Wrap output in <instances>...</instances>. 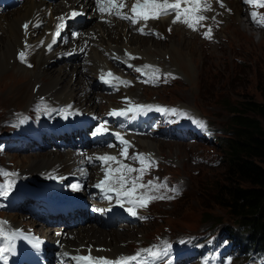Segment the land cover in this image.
<instances>
[{"label":"rangeland","instance_id":"obj_1","mask_svg":"<svg viewBox=\"0 0 264 264\" xmlns=\"http://www.w3.org/2000/svg\"><path fill=\"white\" fill-rule=\"evenodd\" d=\"M228 5L230 9L224 13V24L218 32L220 39L218 43L204 42L200 38L192 36L193 34L184 32L178 27L179 25H169L170 23L168 24L167 21L152 23L153 27L164 26L163 36L159 40L139 36L133 38L130 44L136 47L141 46L140 51L136 49L134 54L142 55L144 61L152 64H163L180 77L172 85L158 89L134 87L129 90L130 94L135 96L134 99L151 100L191 109L197 115L208 119L214 128L222 131V134L228 129L226 127L228 116L217 101L218 96L225 97V102L229 105L237 104L239 100H242L241 98L261 103L262 91H264V33L253 32L248 28L245 13L239 7L238 1H229ZM231 5L236 6L239 12L236 13ZM239 25L244 26L245 29ZM108 27L112 28L113 26ZM120 40L126 42L127 39L120 37ZM37 54L38 51L35 52L33 59L31 58V62L34 64L33 69L25 68L24 70L14 60H9V63H13H10V67L7 65L1 72L0 128L2 121L13 111L28 109L29 104L26 105L28 98L35 100L34 86L42 83L48 85L49 83H46V81L49 82L48 76L56 74V69L63 68L67 64L65 71H68L70 76L71 63L59 62L51 67H46L42 59L37 64ZM230 63L240 65V70L245 72L236 77L240 80L229 78ZM45 69L48 71L46 72ZM31 77L34 79L31 80ZM91 78L93 77L91 76ZM75 79L76 76L73 75L72 81L74 82ZM95 94L96 91L92 89L90 92L91 102L95 101L99 104L100 110L103 112L107 108L105 103L108 98L97 100L94 98ZM113 107L117 106L113 105ZM22 108H26V110ZM261 124L264 129V124L262 122ZM222 138L223 135H221ZM141 141L144 142L143 148L139 146L140 139L136 143L137 146L144 151H153L159 155L163 162L161 172L182 182L185 190L175 202L154 203L148 210L153 216L152 221L132 229L122 231L117 228L113 229L120 233L123 232L120 238L109 234L113 230L102 229V233H105L104 236L97 234L88 239L92 241L93 245L103 244L104 247L110 249L114 244L122 242L120 246L124 248L125 253L123 254L127 255L140 242L142 245H146L162 235L194 234L200 228L220 233L224 229L235 228L225 211L216 204V197L222 193V187L227 180V173L223 167L225 159H223L224 146L222 142L204 147L202 144L190 142L160 143L156 139L148 138L141 139ZM44 155L48 154L34 156V159V157H30L32 155L7 154L4 161L7 164H14L21 170L31 161L34 163L42 161L40 156ZM55 155L57 153H50L51 157ZM36 157L40 159L38 160ZM206 160H208L207 163ZM213 161L216 162L212 164ZM31 167L30 169H34ZM261 167L264 169V166ZM38 172L39 170L29 174L34 175ZM0 215L7 216L8 214L1 212ZM27 217L25 216L23 220L25 219L27 225L31 226L34 222ZM205 221L209 222L204 223ZM239 232L245 233L241 229ZM42 234L49 237L52 235L51 232L45 235L44 230ZM74 240L75 246H85L81 245L82 243L77 237ZM130 241L133 243L131 244Z\"/></svg>","mask_w":264,"mask_h":264},{"label":"bare ground","instance_id":"obj_2","mask_svg":"<svg viewBox=\"0 0 264 264\" xmlns=\"http://www.w3.org/2000/svg\"><path fill=\"white\" fill-rule=\"evenodd\" d=\"M75 3L84 6L90 5V2L85 0H52V2H46L45 0H25L19 8L11 12L1 14L0 15V31H1L0 74L2 71L5 70L7 65L8 67L11 66L10 65L11 62L9 63V60H14V55L16 50L18 48H21L22 34L20 30V25L23 22H27L30 19L33 21L35 17L38 16L42 21H44L45 24L43 28L37 31H31L28 34V42L33 43L43 37H45L46 40H48L49 36L45 35V31L55 27L56 23L58 22V20L55 19V17L64 13L68 8L73 7ZM233 8L236 13L239 12L236 6ZM164 21L165 19H162L156 21L155 23H161ZM155 28L158 30H162L163 26H157ZM241 28L245 29L244 26ZM83 32L86 36L81 39V42L86 41L88 43V46L90 47L89 57L86 60V63H90V66L82 65L81 63H74L72 68L71 69L69 68L70 76L67 73L68 71L67 72L65 71V67L67 66V64L63 68L60 67L58 68V70L56 69L57 71L56 74H52L48 76L49 82L46 81V83H49L48 85H45L43 83L40 84L37 91L35 92V100L38 96L44 95L46 96L47 99H50L55 102L58 101V104H65L69 101H74L75 106L84 109V111L86 112L99 113L101 106L99 104H96L94 101L91 102L92 100L88 97L86 93V88L91 86L89 84L92 80V78H89L90 75L94 76L95 73L97 72V69L99 68L104 70L110 66V63L105 59V57H103L104 54L111 56L113 52L122 53L121 49L123 47L129 49L133 53L136 49L140 51L141 48L140 45L136 47L130 44V41L138 36L134 35L132 31L127 28L126 25L116 23L114 27L108 28L106 24L97 22L95 20V15H92L91 20L88 22V27L83 29ZM120 37L121 38L125 37L127 39L126 42L120 40ZM36 56L38 57L37 64L38 61L42 59V62L47 64V66L51 64L50 61L52 58H54V55H44L43 52L41 51H39ZM22 69L25 70L24 67H22ZM73 75L76 76L74 82L72 81ZM33 79L34 77H31V80ZM35 100L34 99L31 100L29 97L26 105L32 104ZM107 104L108 106L113 107L111 102H108ZM22 109L26 110V108H22ZM143 143L144 142L141 141L140 139L139 146L142 148H143ZM45 154L48 155L40 156V158H42V161H37V162L35 161L36 163L32 161L29 163L27 162L28 165L24 166L23 167L24 169L21 168L20 173L29 174L38 170L43 171V173H46L47 171L56 169L57 163L61 160L68 161L70 163L74 160V157L68 153L66 154L57 153V155L52 157L50 156V153H45ZM30 157H34V156H30ZM36 158L38 160L40 159L39 157ZM34 165L36 166L31 167ZM30 167L34 169H30ZM8 219L10 220L13 226L17 227L20 225V222L15 220L13 216L9 215ZM24 223L27 224V222ZM31 226L34 227L36 231L43 232V229L40 226L36 225L35 223H33ZM52 229L53 228H49L48 231L46 232V235H48V233ZM102 232L103 230L95 225L82 226L77 228L76 231H74L73 229L69 231V233L74 236V239L77 237L80 243H82L81 245H85V246H88L89 243L90 244L92 243V241L88 239L93 235L98 234L100 236H104L105 233ZM109 234L115 236L116 238H120L123 232L120 233L118 231L113 230V232ZM47 239L52 240L53 237L51 236ZM74 239L72 241L63 240L62 242L65 244V247L67 248L68 246H75ZM120 243L114 244L112 247L110 246L111 247L110 251L107 252L106 254L111 257H117L118 255L125 253L124 248L120 246ZM96 245L104 246L103 244H96ZM75 247H80V246H75Z\"/></svg>","mask_w":264,"mask_h":264},{"label":"trees","instance_id":"obj_3","mask_svg":"<svg viewBox=\"0 0 264 264\" xmlns=\"http://www.w3.org/2000/svg\"><path fill=\"white\" fill-rule=\"evenodd\" d=\"M229 78L240 80V65L229 64ZM236 80V81H237ZM218 96L217 101L227 112V135L223 138L224 169L227 180L222 193L216 197L217 206L239 229L247 244L264 249V91L262 102L257 103L244 98L235 105L225 102ZM205 221L204 223H208ZM233 234L232 229L224 230Z\"/></svg>","mask_w":264,"mask_h":264},{"label":"snow or ice","instance_id":"obj_4","mask_svg":"<svg viewBox=\"0 0 264 264\" xmlns=\"http://www.w3.org/2000/svg\"><path fill=\"white\" fill-rule=\"evenodd\" d=\"M117 3V0H96V4L97 7L99 9L100 12H104L106 9L104 7H102L101 5L107 4V5H115ZM181 3H185V4H198L200 3V0H174V3H172L170 5V0H134V3L131 6V13L132 15H127V14H122L119 11H117L115 13V15L120 18V19H125V20H129L132 24H136L139 20H144L145 22H147L149 19H159L162 16H169V15H173V13H175V15L173 16V19L171 20V23H177V22H183L186 23L188 25V27L193 28V30H195L194 27V23L190 22L188 19L189 13L192 11V9L190 8H185L183 10L180 9V5ZM244 3L246 4H250V5H256V6H261L264 7V0H244ZM123 6V5H122ZM221 7H223L222 4V0H221ZM181 11H183L184 14V19H181ZM109 13H111V10L109 9ZM78 15H82V13H78L73 11L70 16L72 18L78 16ZM250 16L252 17L253 23L257 24V26H264V17H261L259 20H257V13L253 12L250 13ZM206 19V17L204 16H194L192 17V20L195 22L201 21ZM58 20H60L61 22H63L65 20V17H59ZM66 26V25H65ZM25 29H27L28 25L25 24L23 26ZM62 31V24H57L56 26V32L54 33L53 37H52V43L48 45V49L51 50L52 48V44H55L57 42V39L60 38V34ZM139 31L141 32V34H145L143 32V29H139ZM169 31H171V28H169ZM211 33V28H209V30L207 32L204 33L205 38H211L210 36ZM21 59L23 61V57H24V53L21 52L20 53ZM30 66V65H29ZM149 65H144V68H149ZM136 71H141V69H136ZM155 73L158 74L159 70H154ZM107 75L112 76L113 74L108 73ZM166 75H170V74H166ZM158 78V75H157ZM116 80H119L118 77L115 78ZM102 82L108 83V81L103 80L102 77ZM145 83H150V80H145L143 81ZM166 82V80H165ZM69 108L71 107L70 105L68 106ZM148 106H144V105H137L136 109L137 110H142L144 108H146ZM165 111H174V110H165ZM113 115H124V112H114L112 113ZM104 133L101 131V129L98 127L94 132L93 135H103ZM116 135H119L118 133ZM127 143V142H124ZM122 155L124 154V152L121 153ZM142 156V154H141ZM99 159L101 160H114V157L111 156H104V157H99ZM127 167V166H125ZM129 171H132V169H128ZM107 173L105 174V180L100 181L97 185H95V187L100 188L102 185L105 184L106 180H107ZM149 185L152 184V181L148 182ZM10 186V185H8ZM8 186H0V195H6L7 194V188ZM173 191H176V189H173ZM163 199L164 197H149L147 199ZM169 199H171V197H168ZM131 202V201H130ZM140 207H145L146 206V202H141L139 204ZM129 214L130 215H135V213L132 211V209H129ZM0 237H4L5 240H7L8 238L6 236H4V233L2 230H0ZM11 251L12 250V244L11 241L8 242L7 246H0V259L4 258V253L5 251ZM145 252H149L153 258V262L157 259H159L160 257V253L157 252H152L150 249H145L143 250ZM164 255H167V249L164 250L163 252ZM140 254L137 253L136 255L133 256H121L116 258L115 260H109L107 258L104 257H93L90 254L89 255H84V256H78L75 257V259L78 261V264H133V262H135V264H148L147 261H143L141 262L140 260Z\"/></svg>","mask_w":264,"mask_h":264}]
</instances>
